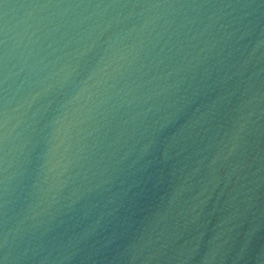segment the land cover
I'll return each mask as SVG.
<instances>
[{
	"label": "water",
	"instance_id": "1",
	"mask_svg": "<svg viewBox=\"0 0 264 264\" xmlns=\"http://www.w3.org/2000/svg\"><path fill=\"white\" fill-rule=\"evenodd\" d=\"M0 264H264V0H0Z\"/></svg>",
	"mask_w": 264,
	"mask_h": 264
}]
</instances>
